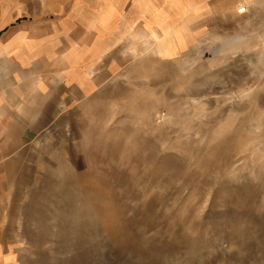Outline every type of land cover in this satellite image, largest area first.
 Returning <instances> with one entry per match:
<instances>
[{
  "label": "rangeland",
  "instance_id": "rangeland-1",
  "mask_svg": "<svg viewBox=\"0 0 264 264\" xmlns=\"http://www.w3.org/2000/svg\"><path fill=\"white\" fill-rule=\"evenodd\" d=\"M83 1L112 77L60 163L35 159L1 245L16 264H264V0Z\"/></svg>",
  "mask_w": 264,
  "mask_h": 264
},
{
  "label": "crops",
  "instance_id": "crops-1",
  "mask_svg": "<svg viewBox=\"0 0 264 264\" xmlns=\"http://www.w3.org/2000/svg\"><path fill=\"white\" fill-rule=\"evenodd\" d=\"M64 4L0 0V238L2 215L33 182L35 159L60 163V135L112 77L111 25H96V2L79 0L72 12ZM0 264H16L1 242Z\"/></svg>",
  "mask_w": 264,
  "mask_h": 264
},
{
  "label": "built area",
  "instance_id": "built-area-1",
  "mask_svg": "<svg viewBox=\"0 0 264 264\" xmlns=\"http://www.w3.org/2000/svg\"><path fill=\"white\" fill-rule=\"evenodd\" d=\"M241 12H244V9H243V11H241Z\"/></svg>",
  "mask_w": 264,
  "mask_h": 264
}]
</instances>
